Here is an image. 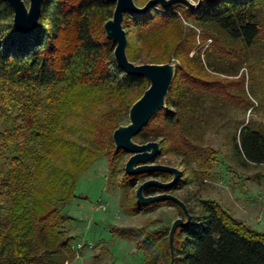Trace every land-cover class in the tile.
Masks as SVG:
<instances>
[{
  "label": "trees",
  "instance_id": "obj_1",
  "mask_svg": "<svg viewBox=\"0 0 264 264\" xmlns=\"http://www.w3.org/2000/svg\"><path fill=\"white\" fill-rule=\"evenodd\" d=\"M178 6L164 8V13L154 6L144 14L124 13L131 61H180L165 107L134 140L159 142L153 162L171 164L172 156L184 170L211 173L212 161L221 153L207 137L234 120V151L243 164H263L264 129L230 113L240 99V84L247 94L244 71L264 65V0H205L200 7L186 8L183 19L180 9H173ZM114 8L115 2L109 0H44L38 25L21 33L14 27L12 7L0 0V264L73 260L74 236L65 229L72 217L62 209L76 196L78 173L92 164L80 166L85 153L95 159L107 157L127 212L170 204L179 206L186 218L173 200L142 204L136 195L131 201L128 197L138 181H168L172 175L163 171L130 175L119 167L128 152L115 147L112 135L124 119L128 121L134 102L125 93L145 91L150 83L126 73L115 61V43L103 29ZM134 30L136 41L129 37ZM154 41H167L166 49L173 44L167 58L151 51L144 54L145 46L152 47ZM106 92L112 99L108 105L89 111L86 104H94ZM253 106L245 105L243 113ZM60 145L66 153L61 160L54 154ZM181 183L180 179L170 189L149 187L145 193L170 191ZM182 200L191 221L175 232L173 264H264V232L214 200L201 199L197 212ZM115 230L144 251L145 264H169L170 226Z\"/></svg>",
  "mask_w": 264,
  "mask_h": 264
},
{
  "label": "rangeland",
  "instance_id": "obj_2",
  "mask_svg": "<svg viewBox=\"0 0 264 264\" xmlns=\"http://www.w3.org/2000/svg\"><path fill=\"white\" fill-rule=\"evenodd\" d=\"M25 1L29 5V0ZM147 1L136 0V3L142 6ZM191 1L197 2V0ZM155 6L163 8L162 13L165 12L164 7L160 4ZM176 8L180 9L183 19L185 9L189 7L181 4L173 9ZM184 24L193 26L186 20H184ZM135 36L136 31H131L129 37L136 41ZM167 41L165 43L152 42V47L145 46L144 54L151 51L153 54L162 55L164 59L167 58L168 52L172 50L171 46L173 47L172 44L170 48L166 49ZM207 43H210V40ZM137 45L139 46L140 43L137 42ZM172 60L177 61L176 63L180 62L177 58H172ZM244 72L247 94L243 93L240 84V99L230 116L235 119L244 118L247 121L251 119L253 126H261L264 129V65L257 67L253 72L249 69ZM143 91V88H137L127 91L125 95H128L129 100L135 102L142 96ZM108 94L109 92L100 94L92 105L86 104L89 106L88 110L104 109L108 105L107 103L112 100ZM249 98L251 102H249ZM252 104L254 106L246 114L243 113L245 105ZM233 121L229 122L227 127H223L219 134L211 133L207 137L213 149L221 153L215 161H212L211 173L201 174L197 171L184 170V167L174 157L168 156L171 160L170 165L177 166L182 170L180 178L182 183L170 192L182 199H187L195 212L198 211L197 202L201 199L214 200L233 216L242 219L251 228L264 232V163L260 165L243 164L240 155L233 148V137L237 126V123ZM127 122V119L122 121V123ZM2 123L3 121L0 120V129L3 128ZM54 154L60 160L66 158L64 146H58ZM85 154L86 160H83V163L80 162V166H86L89 162L92 164L78 173L76 196L68 200L62 209L63 213L72 217L65 229L71 236H74L73 247L77 252L73 260L65 264H145L144 251L137 248L134 240L120 236L115 232V229L171 227L172 221L177 217H182L184 220L186 218L182 215L179 206L170 204H162L147 212H127L122 204V190L117 180L108 171L107 157L102 156L95 159L96 156L90 153ZM129 157V152L122 157L120 169L125 168ZM141 182L138 181L137 185L128 193L130 201L136 195V189Z\"/></svg>",
  "mask_w": 264,
  "mask_h": 264
},
{
  "label": "water",
  "instance_id": "obj_3",
  "mask_svg": "<svg viewBox=\"0 0 264 264\" xmlns=\"http://www.w3.org/2000/svg\"><path fill=\"white\" fill-rule=\"evenodd\" d=\"M6 1L13 9V24L18 32H30L38 25L44 0H29V5H27L25 0ZM109 1L115 2V8L112 17L104 22L103 29L108 39L115 43V61L126 73L143 76L150 83L142 96L130 106L128 122L120 124L113 131L112 138L117 149H124L130 153V157L125 163V171L128 174L136 175L153 171H163L172 175V178L168 181L157 178L144 180L136 189V198L142 204H151L156 201L168 199L175 201L182 207L186 219L184 220L182 217L174 219L169 231V264H173L175 232L179 226H187L190 223L191 213L186 203L170 191L151 195H146L145 191L149 187L170 189L179 182L182 171L174 165L153 162V159L160 150L158 141L153 140L141 143L134 140V137L158 110L165 107L166 97L175 76L177 63H135L131 61L127 53V33L123 27V19L126 11L144 14L156 4H160L164 8H169L175 4H182L194 9L200 7L205 0H197V2L191 0H148L142 6L138 5L135 0Z\"/></svg>",
  "mask_w": 264,
  "mask_h": 264
},
{
  "label": "built area",
  "instance_id": "obj_4",
  "mask_svg": "<svg viewBox=\"0 0 264 264\" xmlns=\"http://www.w3.org/2000/svg\"><path fill=\"white\" fill-rule=\"evenodd\" d=\"M156 10H158V11H160V12H163V8H160V7H157V6H155L154 7ZM178 14H180V12L179 11H176ZM181 15V14H180Z\"/></svg>",
  "mask_w": 264,
  "mask_h": 264
},
{
  "label": "flooded vegetation",
  "instance_id": "obj_5",
  "mask_svg": "<svg viewBox=\"0 0 264 264\" xmlns=\"http://www.w3.org/2000/svg\"><path fill=\"white\" fill-rule=\"evenodd\" d=\"M171 191V190H170Z\"/></svg>",
  "mask_w": 264,
  "mask_h": 264
}]
</instances>
